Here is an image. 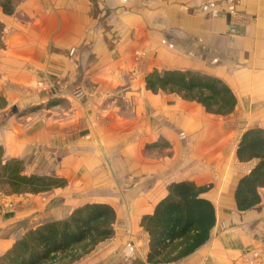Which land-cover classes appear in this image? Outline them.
<instances>
[{
  "label": "rangeland",
  "instance_id": "rangeland-1",
  "mask_svg": "<svg viewBox=\"0 0 264 264\" xmlns=\"http://www.w3.org/2000/svg\"><path fill=\"white\" fill-rule=\"evenodd\" d=\"M24 1L22 0L17 7ZM224 7V13L232 22L246 23V18L234 6ZM10 20L5 35V24L0 19L4 25L0 38V93L7 100V106L0 110V146L6 159L15 157L23 161L26 174L61 177L67 182L61 191L51 190L36 195L6 196L0 192V206L15 213L30 214L27 222L15 226V238L38 223L66 217L74 200L75 204L111 200L113 208L117 211L128 210L132 203L133 207L136 205L141 194L143 195L151 183L153 185L161 178V174L166 172L167 175L174 176L179 167L188 166L190 169L197 167L199 173L207 174L204 166L211 162L213 176L219 175V166L215 163H220L223 160L221 154L225 151L228 153L231 149L229 144L224 146L220 143L224 142L225 138V142L228 140L225 137V124L221 123L220 128L217 126L220 123L211 120L215 117L205 115L200 106L187 105L186 108L191 111L198 108L201 114L196 112L198 111L196 109L194 118L199 120L198 125L194 131L191 129V134L185 133L184 127L178 123L180 117L176 105L170 104L168 105L170 111H162L163 96H159L161 99L153 96L147 100L142 95V76L150 69L148 66L150 49L146 51L145 43L148 39L149 44L153 41L155 47L161 48L163 44L166 48L172 47L173 50H177L178 34L175 29L171 32L165 30L164 34H161L160 28L156 27L159 26L157 21L129 20L124 22L125 25L123 22L110 21L108 35L93 36L94 53L91 60L94 67L86 78L80 74L81 83H77L74 87L76 91H73L77 100H68L64 92H69V85L63 84L60 78L47 75L53 74L52 67L47 66L39 70L41 74L45 71L46 79L34 76L37 70L31 71L30 74L28 72L26 65L31 66L33 61L36 62L42 57L38 52H27L30 40L24 37L26 34L21 35L23 25L29 23L31 19L17 12ZM99 26L106 29L107 24L105 22L93 24L94 29ZM15 29L19 34L14 32ZM149 29L159 34L155 38L147 37L145 34ZM179 31L184 33L183 30ZM186 35L189 40L187 43H192L189 34ZM43 38L47 40L49 36ZM224 41L223 38L215 39L217 47H214L218 48L219 52L203 49L200 55L207 63L228 66L232 70V67L242 63V55L240 52L235 53L226 60L225 51H220ZM99 43L105 48L108 47V50L103 49L108 52H98ZM133 47L137 49L133 50ZM186 49L189 52L192 47ZM178 54L183 55L182 52L175 55ZM187 56L190 61L193 60L192 53H188ZM163 57L158 50L154 51L153 66L161 70L164 64ZM45 60L53 62L54 53L47 52ZM13 68L16 72L14 74L11 73ZM50 98L60 99L61 103L44 109ZM146 102L153 108L147 106ZM257 105L254 104L250 110H242L226 118L228 121H234L238 129H242L247 122L249 126L257 125L258 122L264 125V116H256ZM36 106H42V109L31 112ZM163 108L165 109L164 106ZM133 109L138 110L142 125L146 124L147 119L153 121L155 128H161L163 125V134H167L172 142L168 157L167 153L161 150L152 153L146 147L142 148L145 136L140 131L141 127L138 131L137 129L133 131L135 128ZM243 112H249V121L247 116L242 118ZM226 118L220 119V122ZM188 126L193 127L187 120L186 130ZM236 127L234 126L233 133L235 136L229 143L235 144L237 141L239 132ZM188 138L189 141L194 139V142L189 144ZM218 143L220 144L217 145ZM189 150L194 152L195 156L190 157ZM186 153H189V157L186 156L185 159ZM164 157L170 160L167 161ZM248 166L245 165L241 171L246 172ZM152 167L155 168L154 171H151ZM71 200L73 203L68 204L67 202ZM38 209L40 210L37 211ZM125 215L122 214L123 217ZM123 219L119 222L118 229L115 222L112 238L99 244L91 253L73 264H141L133 255L144 252L146 235L138 224L131 231L125 229ZM225 227H232V224L228 223ZM262 248L264 246L259 250ZM252 252L243 257L244 263L264 264V261L254 260Z\"/></svg>",
  "mask_w": 264,
  "mask_h": 264
},
{
  "label": "crops",
  "instance_id": "crops-1",
  "mask_svg": "<svg viewBox=\"0 0 264 264\" xmlns=\"http://www.w3.org/2000/svg\"><path fill=\"white\" fill-rule=\"evenodd\" d=\"M225 5L234 6L237 11L246 18V23L232 22L224 13ZM17 12L31 19V21L23 25V29L20 30L21 35L26 34L24 37L30 40L29 46H27V52H38L40 57L42 56L38 58L36 62L33 61L34 63H31V66L26 65L29 69V74L31 71L37 70L34 76L46 79L47 76L45 71L44 74L40 72L41 68L47 66L50 68L52 67L53 74L47 75L60 78L63 84L69 85V92H64L68 100H77L73 91H76L74 87L77 83H81L80 74L82 73V77L86 78V75L91 72L94 67L91 60L92 53H94L92 44L93 36L108 35L111 27L109 24L110 21L123 22V24L129 20H133V22L141 20L157 21L159 26L156 27L157 29L160 28L161 34H164L165 30L171 32L175 29L178 34L176 35L178 41V44L176 43L177 50H173L172 47L166 48L163 44L161 48H158V46L155 47L154 42L150 41L149 44L147 39L145 43L146 51L148 52L150 49L152 53L150 54V51L149 54L147 53L148 66L150 69H147L142 76V95H144L147 100L151 99L153 96H158V99H161L159 97L160 95L163 96L162 111L168 112L171 110L168 105H176L177 108H179L177 110L180 117V119L178 118L180 121H177L184 127V132L189 134H191V131H194L198 125L197 123L199 120L194 118L195 111L198 108L195 107L196 109L191 111L187 109L186 106H200L205 115L215 117L214 119H209L220 123L217 125L218 127H222L221 123L225 124V137H227L228 140L225 142V138L224 142L221 141L220 143L224 146L229 144L231 149L228 153L225 151V153L221 154L223 157V160L220 162L221 164L215 163L219 166V175L213 176V165L211 162L204 166L207 174L202 172L199 173L197 167L190 169L187 168L188 166L179 167L174 176H169L166 172L161 174V178L153 183V185L155 184L154 186L151 183L149 187L145 189L143 195L141 194L140 199H138L134 207L132 203L129 209L125 211H120L119 209L117 211L114 208L117 218L115 227L118 229L119 222L124 218V228L131 231L135 225L139 224L140 217L145 214H150L155 204L164 197L166 194V186L169 183L189 180L197 185L212 184V188L204 194V197L209 199L214 206L216 223L207 243L175 264H245L243 257L254 249H259L264 246V187L258 189L260 203L247 211H237L233 200L234 190L239 178L248 173L254 165V162L242 164L236 160L235 150L238 140L245 130L253 126L264 129V125L258 122L257 125L249 126L247 122L245 123L247 125L242 129H238V125H235L234 121H228V118H226L242 110H250L251 106L254 104H258L256 107L258 110L256 116H264V0H25L16 8V13ZM16 13L6 16L2 14L0 9V19L5 24V35L8 31L7 24L11 21L10 18L15 16ZM95 22H105L107 24L106 29L100 26L94 29L93 24H95ZM168 22H173V24L170 25ZM153 25L155 24H152V26ZM123 29V33H125V27ZM95 30L97 31L95 32ZM179 30H183L184 33H179ZM14 32L19 34L17 29H15ZM146 32L147 34L145 35L150 38H155V36L159 34L154 33L151 29ZM185 32L189 34L188 37L190 41L193 40L192 43H187L189 40H187ZM43 36H49L47 39L49 41L43 38ZM51 37L52 39H50ZM2 38L4 40V37ZM217 38H223L225 40L223 42L224 46H220L221 49L222 47L224 49H220V51H225L226 60H228L232 54L240 52L242 55L241 64L232 67V70H230L228 66L224 67L212 62H205V58L200 54H202L203 49H209L211 52H219L215 42ZM184 39H186V41ZM6 42L8 43L7 38ZM189 46H191L192 49L188 52L186 48ZM103 49L108 50V47L105 48L104 45L99 43L98 52L103 53L106 51H103ZM134 49L137 48L133 47V50ZM157 50L161 53L162 57L164 56V64L161 70L153 66L152 63L154 51ZM47 52L54 53L53 62H46L45 54ZM179 52H182L183 55H175ZM84 53L87 55H83ZM188 53L193 54L192 61H190L189 56H187ZM88 56H90V58H88ZM98 67L99 66H97V68ZM153 70L159 72L165 70H190L214 76L220 79L232 91L236 99L235 107L232 112L226 115H215L207 113L205 109L195 101L184 100L178 94L163 92L153 94L145 89L144 82V77ZM11 73H16L14 68ZM148 105L149 103L147 106ZM150 105L149 107L153 108L152 105ZM133 110H135V112L133 111L135 117L133 119V126L135 127L133 131L136 129L138 131V128L141 127L140 131H142L145 136L141 145L142 148L146 147V149L152 151V153L161 150L166 152L168 157L172 142L167 134H163V125L161 128H155L153 121L150 122L149 119H147L146 124L142 125L139 120L141 116L137 112L138 110ZM192 112L194 114H191ZM196 112L201 114L199 109ZM241 116L242 118L247 116V120L249 121V112H243ZM222 118L226 119L220 122ZM187 120L193 126L192 128L188 126V130L185 128ZM234 126H237L236 129L238 130L237 132H239L235 144L232 142L229 143V140L231 141L235 136V134L233 136ZM143 127H145L144 130ZM157 131L159 132L158 135ZM188 142L192 144L194 139L189 141L188 138ZM69 145L71 146L72 144ZM189 153L190 157L195 156L194 152L191 150H189ZM188 154H185V159ZM225 155H227L226 158ZM164 158L166 159V157ZM166 160L169 161L170 158ZM245 165H249V168L243 173L241 170L245 168ZM154 169L155 168L152 167L151 171H154ZM53 190L61 191L62 189ZM37 199L41 200L39 198ZM7 200H10V198H7ZM73 202L72 200L67 202L68 204L73 203V206H69L70 208L67 211V215L75 207L84 204H75V200ZM93 202L107 203L113 207L111 200ZM39 210L40 209L37 211ZM38 214H36V216ZM122 214L126 215L123 217ZM29 215V212L15 213L12 210L0 206V255L13 244L15 240V226L24 221L27 222L30 219ZM228 223L232 224V227H225ZM37 225H39V223ZM118 250L120 249L118 248ZM145 253L146 242L144 245V252L142 254H134L133 256L141 264H147L145 262Z\"/></svg>",
  "mask_w": 264,
  "mask_h": 264
},
{
  "label": "trees",
  "instance_id": "trees-1",
  "mask_svg": "<svg viewBox=\"0 0 264 264\" xmlns=\"http://www.w3.org/2000/svg\"><path fill=\"white\" fill-rule=\"evenodd\" d=\"M21 1L0 0L2 14L13 15ZM3 29L0 22V38ZM144 82L145 89L153 94H178L184 100L195 101L210 114L226 115L236 104L227 85L199 71L153 70ZM52 99L44 109L61 103L60 99ZM6 106L7 100L0 93V110ZM40 109L42 106H36L31 112ZM235 158L242 164L254 162L234 190L235 208L243 212L260 203L258 189L264 187V129L245 130L237 143ZM66 185L61 177L26 174L23 161L15 157L6 159L0 146V192L4 195H36ZM211 188L212 184L197 185L189 180L166 186L164 197L150 214L140 217L138 224L146 235L147 264H175L207 243L216 223L214 206L204 197ZM115 222L116 213L111 205L84 203L64 218L43 222L18 235L0 255V264H73L112 238Z\"/></svg>",
  "mask_w": 264,
  "mask_h": 264
},
{
  "label": "built area",
  "instance_id": "built-area-1",
  "mask_svg": "<svg viewBox=\"0 0 264 264\" xmlns=\"http://www.w3.org/2000/svg\"><path fill=\"white\" fill-rule=\"evenodd\" d=\"M231 12H232V10H231ZM252 256H253L254 260L264 261V248H262L260 250L258 249V251H253Z\"/></svg>",
  "mask_w": 264,
  "mask_h": 264
},
{
  "label": "bare ground",
  "instance_id": "bare-ground-1",
  "mask_svg": "<svg viewBox=\"0 0 264 264\" xmlns=\"http://www.w3.org/2000/svg\"><path fill=\"white\" fill-rule=\"evenodd\" d=\"M89 177V176H88Z\"/></svg>",
  "mask_w": 264,
  "mask_h": 264
}]
</instances>
